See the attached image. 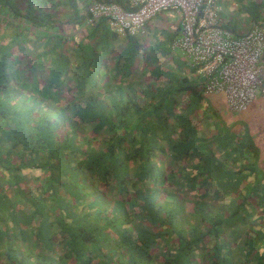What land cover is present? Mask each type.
<instances>
[{"label":"trees","instance_id":"trees-1","mask_svg":"<svg viewBox=\"0 0 264 264\" xmlns=\"http://www.w3.org/2000/svg\"><path fill=\"white\" fill-rule=\"evenodd\" d=\"M90 2L0 0V264H264L258 148L175 60L181 26L118 39Z\"/></svg>","mask_w":264,"mask_h":264},{"label":"built area","instance_id":"built-area-1","mask_svg":"<svg viewBox=\"0 0 264 264\" xmlns=\"http://www.w3.org/2000/svg\"><path fill=\"white\" fill-rule=\"evenodd\" d=\"M219 8L217 0H94L87 8V23L104 19L120 36H135L162 11H177L181 30L171 48L182 51L206 96L223 93L228 110L241 112L258 93L264 100V25L234 33L218 25Z\"/></svg>","mask_w":264,"mask_h":264},{"label":"crops","instance_id":"crops-1","mask_svg":"<svg viewBox=\"0 0 264 264\" xmlns=\"http://www.w3.org/2000/svg\"><path fill=\"white\" fill-rule=\"evenodd\" d=\"M217 5L220 7L217 11V22L221 27L231 29L234 33H239L249 29L252 25L256 24L251 20L250 10H247L245 8L249 6L246 0H217ZM166 16L169 20L168 25H162L161 20V22L157 24L156 20H154L155 18H153V26L155 28L157 26H165L167 27V29L174 30L177 25H180V14L177 11H166ZM86 23L84 24V26H86ZM105 24L108 26L106 22ZM116 34L118 36V39L123 37L118 33ZM140 34L145 33H139L138 35ZM262 62L264 64V55L262 58ZM212 104L217 108L216 102H212ZM250 106L253 113H256L257 115L259 114L257 116V124L255 126V129H250V126L248 125L249 120L247 117L234 118L232 121L226 119V122L229 123L232 130L236 133L243 131V135L247 136L248 140H252L254 146H257L259 152L258 164L259 166H262L264 162V101L260 100L259 102H254ZM248 109H250V107L244 111H247Z\"/></svg>","mask_w":264,"mask_h":264},{"label":"rangeland","instance_id":"rangeland-1","mask_svg":"<svg viewBox=\"0 0 264 264\" xmlns=\"http://www.w3.org/2000/svg\"><path fill=\"white\" fill-rule=\"evenodd\" d=\"M259 0H246V2L248 3V5L250 6V7H252L251 9H254L255 8V4H257V2H258ZM258 12H259V16L260 17H264V3H263V6L262 7H260V8H258ZM154 20H156V23L157 24H159L161 21V23H162V25H168L169 24V20H168V18H167V16H166V11H162L161 13H159L156 17H155V19ZM161 20V21H160ZM89 24H87L86 23V26H84V29H85V27H87ZM9 28H6L5 30L3 29V27L2 26H0V35L1 34H5V33H7V31H10V30H8ZM2 36H0V38H1ZM178 38V37H177ZM176 38V39H177ZM146 40H149V38L148 37H146L145 38ZM1 40V39H0ZM175 40V39H174ZM0 43H1V41H0ZM35 44L36 43H34L33 44V47L35 46ZM27 45L28 46H30L31 47V43H29V42H27ZM35 48H37V46H35ZM33 50H35V49H33ZM37 50V49H36ZM29 53V51H27L26 50V52H25V55H27ZM172 53H173V55L175 56L174 58H175V60H177V59H179V60H185V58H184V55H183V53H182V51L179 49V48H177V47H175V48H172ZM151 62V61H150ZM149 62V63H150ZM177 62V61H176ZM37 70V69H36ZM37 72H38V74H39V77L38 78H41V77H43V76H45V69L44 68H39L38 70H37ZM139 77H142V79L143 80H147V79H150V78H148L147 76H139ZM208 100L211 102H216V105H217V109L219 110V112H220V114L222 115V117H223V120H230V121H232L234 118H240V117H247L248 118V120H249V123H248V125L250 126V129H255V126H256V124H257V116L259 115H257L256 113H253L252 112V108H251V106L250 105H252L254 102H259L260 100H263L262 99V96H261V94L260 93H258L257 94V96H256V98H255V100L252 102V104H250L249 105V107H250V109H248L247 111H241V112H231V111H229L228 110V108H227V104H226V100H225V95L223 94V93H220V94H213V95H209L208 96ZM264 101V100H263ZM211 102V103H212ZM248 107V108H249ZM243 132V131H242ZM262 169H264V162H263V164H262V166H260ZM187 196L190 198V194H187ZM213 198V197H212ZM222 200H219V205H221L222 204ZM188 204V203H187ZM241 259L242 258H239L238 257V259H236L237 260V262L239 263V264H241L242 262H241Z\"/></svg>","mask_w":264,"mask_h":264}]
</instances>
